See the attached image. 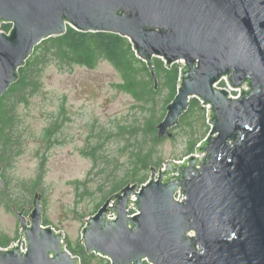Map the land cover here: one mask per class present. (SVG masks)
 I'll return each instance as SVG.
<instances>
[{
  "label": "water",
  "instance_id": "1",
  "mask_svg": "<svg viewBox=\"0 0 264 264\" xmlns=\"http://www.w3.org/2000/svg\"><path fill=\"white\" fill-rule=\"evenodd\" d=\"M68 27L129 39L156 89L154 58L179 64L159 137L172 136L192 99L208 108L211 126L196 154L153 167L146 184L106 200L83 229L87 253L111 264H264V0H0V99L35 47ZM225 76L242 98L216 86ZM1 175L0 167L3 192ZM41 200L29 225L14 208L22 237L0 249V264H81L65 234L44 224Z\"/></svg>",
  "mask_w": 264,
  "mask_h": 264
},
{
  "label": "rangeland",
  "instance_id": "2",
  "mask_svg": "<svg viewBox=\"0 0 264 264\" xmlns=\"http://www.w3.org/2000/svg\"><path fill=\"white\" fill-rule=\"evenodd\" d=\"M50 61L27 68L25 83L14 86L4 100L0 243L8 246L0 245L1 250L18 245L22 228L16 211H24L29 225L36 194L42 196L44 222L62 231L66 244H83L86 221L98 212L97 204L113 196V182L127 186L140 150L153 155L154 168H163L167 161L196 154L201 143L187 155L190 146L211 130L205 108L204 118L190 117L193 126L178 125L170 130L172 136L157 132L156 143L147 128L153 105L121 90L123 77L112 64L101 59L89 68ZM22 247L26 250V241ZM90 264L111 261L96 255Z\"/></svg>",
  "mask_w": 264,
  "mask_h": 264
},
{
  "label": "trees",
  "instance_id": "3",
  "mask_svg": "<svg viewBox=\"0 0 264 264\" xmlns=\"http://www.w3.org/2000/svg\"><path fill=\"white\" fill-rule=\"evenodd\" d=\"M12 28L11 24H3L2 30L9 32ZM56 59L60 64L64 65H81L89 68L96 66L101 59L108 61L122 75L123 83L119 88L131 94L139 103H147L153 105L152 116L148 120V132L153 136L157 143V127L165 117L166 107L171 104L178 93L180 84V68L179 64H174L167 67L162 59L154 58V69L158 78V88L156 89L154 79L146 62L140 59L129 39L118 34L107 32H80L68 27L67 33L60 37H53L43 41L35 47L32 56L28 59L25 67L19 70V80L13 84L11 91L17 84H23L25 81V72L27 68L35 65H46L51 59ZM19 86V85H18ZM7 92V93H8ZM165 93V97H161V93ZM6 93V94H7ZM3 95L0 99V126L2 123V110L6 97ZM160 103H163L160 105ZM160 108V110H159ZM163 115H159L158 111ZM205 108L201 106L198 99H192L189 109L181 117L179 125L186 124L188 127L193 126L190 117L197 120L203 117ZM196 116V117H195ZM50 136V135H49ZM207 136H203L190 146L188 154L193 153L198 143H201ZM154 157L148 151L140 150L136 158L135 167L132 175L127 180L128 184H145L149 178L153 168ZM112 183V182H111ZM79 184V183H77ZM121 187V188H120ZM120 181L113 182L109 193L114 195L118 190L123 189ZM101 204H97L96 208L100 209ZM93 214H91L92 216ZM45 225H50L44 222ZM68 251L72 255L77 256L81 260V264H90L95 254H88L84 245L79 244L77 247L67 243ZM1 246L7 247L5 243H0ZM148 264V263H145Z\"/></svg>",
  "mask_w": 264,
  "mask_h": 264
},
{
  "label": "built area",
  "instance_id": "4",
  "mask_svg": "<svg viewBox=\"0 0 264 264\" xmlns=\"http://www.w3.org/2000/svg\"><path fill=\"white\" fill-rule=\"evenodd\" d=\"M218 88H220V89H227L228 91H229V93H230V98H232V99H240V98H242L243 97V95H244V90H243V88H232L231 86H230V84H229V82H228V77L227 76H225V77H223V79L216 85ZM148 182V181H147ZM146 182V183H147ZM145 183V184H146ZM131 199L133 200V201H135L136 200V198H135V196H132L131 197ZM176 200L177 201H179V202H183V201H185L186 200V197L184 196V194H183V192L181 191V190H179L178 192H177V194H176ZM129 215H130V217H134V216H136V215H138L139 214V212H138V210L135 208V206H134V204L132 203V204H130V206H129ZM13 246H11V247H8V248H5V249H3V250H9L10 248H12ZM21 250L23 251V252H26L27 251V248H26V250L22 247L21 248ZM147 263V262H146ZM148 264H151V263H148Z\"/></svg>",
  "mask_w": 264,
  "mask_h": 264
},
{
  "label": "flooded vegetation",
  "instance_id": "5",
  "mask_svg": "<svg viewBox=\"0 0 264 264\" xmlns=\"http://www.w3.org/2000/svg\"><path fill=\"white\" fill-rule=\"evenodd\" d=\"M30 217V216H29ZM26 218V217H25Z\"/></svg>",
  "mask_w": 264,
  "mask_h": 264
}]
</instances>
